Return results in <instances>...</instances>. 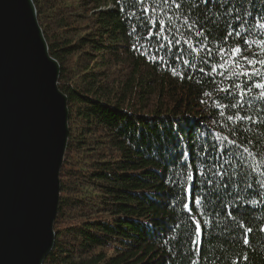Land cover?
<instances>
[{"label":"trees","instance_id":"obj_1","mask_svg":"<svg viewBox=\"0 0 264 264\" xmlns=\"http://www.w3.org/2000/svg\"><path fill=\"white\" fill-rule=\"evenodd\" d=\"M32 1L69 111L55 246L43 264H264V88L255 87L264 65L255 77L236 75L230 60L212 70L228 60L218 53L234 46L222 39L233 27L254 41L245 55L264 60L255 27L264 0H145L155 8L146 16L135 0ZM185 161L194 175L223 173L218 199L193 205L208 221L200 254L179 185L167 182ZM239 223L253 229L248 244Z\"/></svg>","mask_w":264,"mask_h":264},{"label":"water","instance_id":"obj_2","mask_svg":"<svg viewBox=\"0 0 264 264\" xmlns=\"http://www.w3.org/2000/svg\"><path fill=\"white\" fill-rule=\"evenodd\" d=\"M32 0H0V264H43L55 246L60 171L69 140Z\"/></svg>","mask_w":264,"mask_h":264},{"label":"snow or ice","instance_id":"obj_3","mask_svg":"<svg viewBox=\"0 0 264 264\" xmlns=\"http://www.w3.org/2000/svg\"><path fill=\"white\" fill-rule=\"evenodd\" d=\"M164 3H172L176 4V7L179 8L181 5L176 3V0H163ZM205 2H208V0H205ZM226 3L227 0H224ZM136 4H139L141 7L138 9L140 12V16H146L150 11L154 12V7H148L145 5V0H135ZM121 11H126L123 7L121 8ZM132 17H137V19H140V17L137 16L136 12H132L128 14V18L131 19ZM157 25L161 32H166L168 30L169 25H167L164 21L160 20L157 21ZM255 27L264 30V22L257 21L255 24ZM138 30L137 26H133L132 32L135 33ZM249 31H251V28H249ZM199 34V33H198ZM148 36H159L160 32L153 33L151 31V28H149ZM145 39L147 37H144ZM222 39L227 42L229 39H234L235 43L234 46H231L229 48H221L219 50L220 56H228V60H225L224 64H216L212 66V70L215 71L217 68L224 69L225 64L229 63V60L231 61V64L229 65V68L232 66H235L236 68L241 69L240 72L236 73V75H243L245 77H255L260 75V71L257 68H254V64H261L264 65V60H260L258 58H254L255 54H249L245 55V47L243 46H250L254 43V41H250L246 39L242 32L239 29H236L233 27L232 31L227 32ZM176 43H179V41H176ZM185 44H188V41H185ZM262 45H264V41L261 42ZM135 47V45H133ZM160 47H163L161 45ZM191 47V46H190ZM195 48H192V51H195ZM150 52V50H148ZM206 51L209 54V57L212 55L211 49H206ZM144 54V53H141ZM150 59L155 60L156 57L150 55ZM178 59L180 57H177ZM161 60H163V57H160ZM243 61V63H241ZM185 65H190V61L185 60ZM247 64L248 68L252 69V71L244 70V65ZM200 71H204L203 68L200 69ZM222 74H226L225 72H222ZM237 89H241L240 85H234ZM255 87L258 88H264V83L256 84ZM222 91H230L228 89H222ZM241 95H243V90L241 89L240 92ZM261 96L264 97V92L261 93ZM234 106V105H233ZM223 115V113H221ZM229 120L233 119V117L229 116ZM234 143V142H233ZM227 150V148H225ZM247 151V149H245ZM184 157L188 156V153L185 152ZM186 165V166H185ZM184 171L181 172V174L177 177L171 178L168 183H171L174 187L176 185H179L178 192H175L174 195L177 198L179 202L182 203V206L186 212L189 213V219L194 224V238L191 239V244L195 245V248L193 249L194 252L197 254H200L201 252V244L203 241L200 239L202 235L205 234L206 226L208 224V221L205 219H201L198 217L195 207L193 205H201L204 206L206 201H211L212 199H218V191H217V185L219 181L215 179L217 176H222L223 173L221 171L211 170L208 166H205V171H199L198 175H194V166L190 164H186V161L184 162ZM222 167V166H221ZM199 177H204L203 180L199 179ZM229 216H232L231 213H229ZM238 227L240 229H243V239L244 243L248 244L250 241L248 239V234L253 231L251 227H247L244 223H239ZM261 231H264V227H261ZM193 264H196L195 261H193Z\"/></svg>","mask_w":264,"mask_h":264}]
</instances>
